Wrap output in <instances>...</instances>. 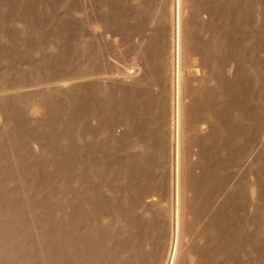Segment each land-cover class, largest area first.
<instances>
[{
	"label": "bare ground",
	"instance_id": "1",
	"mask_svg": "<svg viewBox=\"0 0 264 264\" xmlns=\"http://www.w3.org/2000/svg\"><path fill=\"white\" fill-rule=\"evenodd\" d=\"M200 1L209 2L211 13L209 20H201L192 14L186 23L184 42L187 41V46L194 42L196 44L193 48H197L196 53L200 55L201 64L205 69V74L201 78L197 79L199 72L195 68L194 61L186 70L191 78L187 84H184L179 47L175 48L177 51L174 50L176 62L172 59L171 48L174 46V41L171 36H173L172 32L177 31V27L181 26L180 16L176 13L177 21L172 22L173 18L168 20L172 16L166 20L169 49L167 50L166 47L161 53L159 44L165 35L162 32L163 27L161 28L163 21L156 22L149 35L144 33L145 18L150 12L147 11L146 6H142L139 16L143 21L136 20L134 29L142 41L146 39L147 44L140 45L141 57L131 58V61L128 60L129 64L124 66L122 65L124 62L121 63L123 67L116 65L117 68L122 69L121 75L115 76L122 83L117 100L111 103L107 97L109 91L103 89L96 80L89 82L92 86L74 84L66 91L60 89L69 81L55 80L52 77L43 84L27 85L31 89H51V92L47 93L45 107L54 106L57 111L55 113L46 111L45 117L48 119L56 117L62 107V96L64 99H69L72 106H70L72 119L69 121L72 124L70 153L72 156L70 155L68 161L70 163L71 160L74 170L70 210L67 212L59 209L60 212L57 213L53 208L55 215L51 217L54 224L51 223L50 227L40 224L32 202L38 197L37 189L46 185L44 181L50 182L56 170L54 168L48 172L40 168L33 177L36 180L44 177V181L39 182L40 185L32 181L35 186L39 185L36 188L30 183L28 170L25 167V111L33 113L34 110L31 108L25 110L22 107L27 98L25 83L12 81L24 74L25 70L16 63L12 64L11 57L0 49V62L3 63L0 66V203H2L0 264H239L235 251L236 241H234L236 231L231 217L224 213V203L228 202L227 199L232 198L240 187L233 188L225 202H222L211 216L207 233L190 241L186 239L176 241L178 224L181 220H177L178 215L174 212V205L165 215L168 230L163 247L157 245L160 238L151 243V237L148 239V235H152L158 225L157 220H149L147 222L149 230H146V227L143 228L142 219L148 215V212L138 211L137 198L147 190L145 181L153 179L152 165L157 161L155 138L148 133L147 141L141 143L143 121L139 113L142 107L149 103L157 106L155 124L162 128L160 117L163 104L165 101L173 100L172 104L178 109L176 112L179 115L177 117L179 124L177 119V122H174L180 127L182 115L184 124H188L187 132L190 134V140H193V145L198 149V158L196 162L187 161L186 169L192 175V171L199 168L201 174L192 175L187 179L190 185L187 189L192 191L187 204L195 211L202 208L200 212H203L223 178L224 167L214 162L216 156L233 157L235 129L238 128L239 122H242L244 115L235 106L237 87H242L250 77L262 82L264 80L260 76V67L264 64V0ZM120 9L122 10L118 14L120 17L126 19L133 17L129 9L123 6ZM214 13H217V17ZM159 19L161 18H157ZM176 37L175 39H178ZM137 41L141 42V40ZM67 51L62 54L61 50V59L59 55L53 58L57 60L56 63L65 61L63 59ZM51 59L45 56L42 62L51 64L53 63ZM172 61L175 63L173 64ZM135 62H139L140 66ZM236 64H242L244 67L240 70V74L233 71ZM128 65L130 68L135 67L134 71L131 70L133 73H129ZM105 75L98 76L97 79ZM113 75L111 74V77ZM82 79L84 77L78 76L77 79L73 78V81ZM166 85L169 86L170 91H167ZM153 86L159 87L160 93H154ZM29 88L27 89L30 90ZM27 103L28 99L25 104ZM165 104L168 105V102ZM115 105L118 106L119 120L123 127L120 136L114 141L118 142L115 144L120 147L119 156H115V153L109 155L108 151L104 150L105 146L107 148L109 146L105 138L102 144H97L96 137H93L96 141L85 140L86 142L83 143V138L91 134L88 124L83 123L84 118L93 116L104 122L108 109ZM168 107L166 106L167 110L166 108L163 110L172 111V108L168 109ZM167 116L169 117V114ZM223 116L226 118L224 119ZM157 126H154L155 132L158 130ZM107 154L112 157L109 161ZM248 157L249 155L246 156L245 163L249 162ZM114 163L117 164V168H110ZM53 164L57 168L60 167ZM259 166L264 169V162L260 159L252 161L251 167ZM115 168L117 176L115 174L112 178H107L108 171ZM25 186L29 189L27 198ZM111 189L115 193L113 198L108 194ZM225 189L226 187L222 191ZM117 192H122L119 199ZM178 197L184 201L181 194L174 192L172 199L177 200ZM152 199V194L147 195V200ZM18 201L21 202L22 208L17 206ZM125 202L127 207H124ZM156 217V215L150 216V218ZM31 218L34 220L33 223Z\"/></svg>",
	"mask_w": 264,
	"mask_h": 264
},
{
	"label": "rangeland",
	"instance_id": "2",
	"mask_svg": "<svg viewBox=\"0 0 264 264\" xmlns=\"http://www.w3.org/2000/svg\"><path fill=\"white\" fill-rule=\"evenodd\" d=\"M208 3L200 0H0V23H2L0 25V49H3L4 53L11 57V60H7L12 61L14 65L15 63L18 64L25 70L24 74L12 81H22L27 86L36 83L43 84L45 81H50L51 77L55 80L63 79L69 82L60 90L66 91L74 84H89L87 86H92L89 82H95L96 80L103 89L109 91L107 97L112 103L117 100L122 84L115 76L117 74L121 75L122 69L120 68L124 64H129L131 58L141 57L140 45L145 46L147 44L146 39L142 41V38L136 34V29H134L136 20L141 19L139 12L142 11V6H146L147 11L150 12L145 18L144 33L149 35L156 22L163 21L160 23L161 28L163 27L162 32L166 36L164 35L163 41L159 44L161 53L162 49L166 47L167 50L169 49V31L166 32V20L172 16L168 20L173 18L172 22L177 21L176 13L180 16L179 22L181 24H179L181 26L177 27L178 32L174 30L172 32L173 36H171L175 46L172 47L173 49L171 48L172 59L175 61V51H177L175 48L179 47L180 52L178 53L182 57L180 66L183 67L182 82L184 84H187L191 78L186 70L190 68L194 61L195 68L199 72L197 79L203 77L205 69L201 64V57L196 53L197 48H193L196 44L194 42L187 46V41L184 42V36L186 23H188L187 21H189L192 14H195L201 20H209L211 13ZM121 6L129 9L133 17L131 16L130 19L120 17L118 14L122 12ZM214 16L217 17V13H214ZM157 18L161 19L157 20ZM141 20L143 21V19ZM183 26L185 28H182ZM187 36L189 37V34ZM175 37L178 39H175ZM137 40H141V42L138 43ZM176 42H178V46L175 44ZM63 47L67 49H63ZM61 50L62 54L68 50L63 59L65 61L56 63L57 60L55 61L53 58L59 55L61 59ZM45 56L52 58L53 63H43L42 60ZM7 60L6 62H9ZM1 61L4 62L5 60ZM121 63H123V66L120 65ZM135 63L138 64L139 62ZM2 65L3 63L0 62V66ZM116 65L121 67L117 68ZM138 66H140V63ZM127 67L129 73H133L135 70V67L130 68L129 65ZM243 68L242 64H236L233 71L240 74V70ZM260 73V76L264 78V64L260 67ZM111 74L115 75L111 77ZM101 75H105V77L102 76L103 78L99 77L97 79ZM228 75L231 76L232 74ZM78 76H82L84 79L74 82L73 78L77 79ZM29 87H25L28 103L25 104L26 100H24L22 107L23 109L31 108L34 112L25 111V167H27L31 184H33L32 181L38 183L44 181V177L39 180L33 177L35 173L39 172L37 170L40 168L48 172L54 168L56 170V174L52 176L50 182L48 180L44 181L46 185L37 189L38 197L32 202L33 210L40 224L50 227L51 223L54 224L51 215L54 216L55 211L59 213L61 209L67 212L70 210L73 184L72 172L74 170L71 160L70 163L68 161L70 155L72 156L70 154L72 124L69 122L72 119L71 103L69 99H64L62 96V107L56 114V120L55 118L48 119L45 117L46 111L51 113L57 111L54 106L45 107L46 96L48 92H51V89H31ZM167 89V91H170L169 86H167ZM237 89L235 106L244 115L242 122H239L238 128L235 129L236 135L232 146L233 157L216 156L214 162L224 167L223 178L219 182L217 191L214 192L207 209L203 212H200L202 208L195 211L187 204V199L192 195V191L187 189L190 186L187 179L191 178L192 175L200 176L201 174L199 168H195L192 175L186 169L187 161L196 162L198 158V149L193 145V140H190V134L187 132L188 124H184L181 115L180 127H178L179 120L177 117L179 115L176 112L178 109L172 104L173 100L171 99V101H167L168 105L165 104L167 103L165 101L163 109L169 106L168 109L172 108L173 111L176 108V110L172 113V111H169L170 109L168 112L166 111L167 108L166 110L162 109L160 117L162 128L155 124L157 120L155 109L157 106L154 103H149L142 107L139 113L143 121L141 143L144 144L147 141L146 134L148 133L155 138L157 161L152 165L153 179L145 181L147 184L146 192L139 194L137 198L138 211L148 212V215L142 219L143 228L146 227V230H149V225H147L149 220H157L158 225L152 235H148V239L151 237V243L160 238L161 240L157 245L163 247L166 239L165 234L168 230V221L165 215L170 211V207L174 205V212L178 215L177 220H181L178 224L176 241L180 242L181 239L190 241L207 233L211 216L215 214L221 203L225 202L232 189L240 187L236 194L224 203V213L231 217L234 231H236L234 241H236L237 260L239 264H264V169L261 166L251 167L252 161L257 159L264 162V106H262L264 80L262 82L250 77L246 79L242 87L238 86ZM241 89L243 90L241 91ZM152 91L157 94L160 93L159 87L156 86H153ZM167 114H169V117ZM223 118L225 119L226 116H223ZM104 119V122H102L93 116L91 118L88 116V119L84 118L86 122L83 120V123L88 124L87 126L90 128L89 133L94 132L92 136L87 134L85 139L83 138V143L85 140L87 142L90 140L96 141L97 138V144H102L105 138L109 146L108 148L105 146L104 150H107L108 154L114 155L115 153V156H119L120 151L118 150H120V147L115 144L118 142H114L120 136L123 128L119 120L118 106H111ZM169 125L174 126L169 127ZM154 126H157V132H155ZM171 135L172 137H170ZM90 136L96 138L90 139ZM108 154L109 161L112 157ZM219 154L221 153L219 152ZM247 155L250 159L249 162L245 163ZM53 163L60 167H55ZM115 164H112L110 168H117V164ZM116 168L111 169L110 172L108 171L107 178H112L115 174L117 176ZM48 176H50V173H48ZM38 186H35V188ZM225 187V191H222ZM28 190L25 186L26 198ZM176 191L182 195L184 201H181L180 197L177 200L172 199L173 193ZM117 193L119 199L122 192ZM108 194L112 198L115 195L113 189L109 190ZM151 194L153 199L147 200V195ZM17 206L22 208L20 201H18ZM1 207L2 203H0ZM124 207H127L126 202ZM53 208H55V211ZM151 215L157 217L150 218ZM33 221L32 219L31 223Z\"/></svg>",
	"mask_w": 264,
	"mask_h": 264
}]
</instances>
